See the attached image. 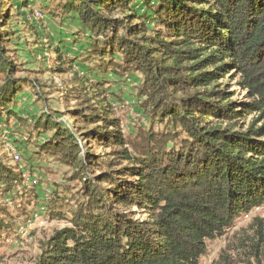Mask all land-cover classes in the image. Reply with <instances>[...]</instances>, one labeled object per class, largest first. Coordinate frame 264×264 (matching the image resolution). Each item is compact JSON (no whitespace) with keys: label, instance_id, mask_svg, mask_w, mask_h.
<instances>
[{"label":"trees","instance_id":"1","mask_svg":"<svg viewBox=\"0 0 264 264\" xmlns=\"http://www.w3.org/2000/svg\"><path fill=\"white\" fill-rule=\"evenodd\" d=\"M13 1H0V108L20 120L10 104L27 79L14 77L5 45ZM133 1L59 0L48 8L75 14L87 29L79 61L98 73L141 76L137 93L151 125L126 139L102 105L103 81L80 77L75 59L56 50V70L71 75L63 102L72 123L38 118L37 133L53 130L39 146L78 172L97 173L79 176L81 201L53 195L46 204L67 225L41 243L32 264H199L206 240L264 202V0H143V13ZM231 75L242 100L231 98ZM14 170L0 162V195L21 183ZM1 214L4 230L12 218L3 207ZM219 264L235 262L223 251Z\"/></svg>","mask_w":264,"mask_h":264},{"label":"rangeland","instance_id":"2","mask_svg":"<svg viewBox=\"0 0 264 264\" xmlns=\"http://www.w3.org/2000/svg\"><path fill=\"white\" fill-rule=\"evenodd\" d=\"M58 1L29 0L27 6L21 7L20 0H14L8 22L9 41L5 45L17 67L14 77L27 80L23 91L16 96L17 100L10 104L20 120L8 116L0 108V162L15 169L21 177L20 184L16 183L6 195H0V207L5 208L12 218L11 224L0 230V264H32L40 253L41 243L54 231L67 225L64 220L46 210L41 211L38 206H46L53 195L71 205L81 201L78 193L81 192L82 179L79 176L91 179L97 173L96 167L87 169L86 174L83 169L78 172L60 155L46 153L39 146L50 138L53 130L37 133L34 125L38 118L47 116L61 124L72 123L66 112L67 105L63 102L71 75L56 70L59 65L57 49L66 57L75 59L73 68L80 77L103 81L102 105L107 106L112 118L118 120L126 139H133L151 125L142 113L140 105L143 98L137 93L141 76L137 73H98L93 66L79 61L77 58L88 48L89 33L75 14L63 12L53 16L48 12V8L52 9ZM132 3L139 13L145 11L143 0ZM35 9L41 12V18L33 15ZM115 13V17H119ZM79 36L80 41L76 42ZM230 77L228 86L231 87V98L244 99L246 95L235 84L237 78ZM34 79L38 84L37 89L30 83ZM1 81L0 77V85ZM249 119L251 116L247 121ZM153 127L154 130L162 128L159 124ZM91 149L98 155L110 151L108 147ZM3 187L0 184V189ZM33 211L38 213V217L30 219ZM0 217L3 219L4 215ZM258 230L262 233V240L257 236ZM254 247H258L259 255L264 253V202L240 213L229 228L206 240V251L200 257L199 264H219L223 251L231 256L235 264H257L253 256Z\"/></svg>","mask_w":264,"mask_h":264},{"label":"built area","instance_id":"3","mask_svg":"<svg viewBox=\"0 0 264 264\" xmlns=\"http://www.w3.org/2000/svg\"><path fill=\"white\" fill-rule=\"evenodd\" d=\"M33 15L36 17V18H41L42 17V14H41V12L39 11V10H36L35 9V11L33 12ZM67 126H69V124L68 123H65ZM79 146H80V148L83 150V144L81 143V142H79ZM18 158V156L16 155L15 156V159H17ZM40 207V208H39ZM38 208L41 210V211H45V205L44 204H42V205H40V206H38ZM37 208V209H38ZM35 217H38V213L37 212H32L31 213V215H30V219H35Z\"/></svg>","mask_w":264,"mask_h":264}]
</instances>
